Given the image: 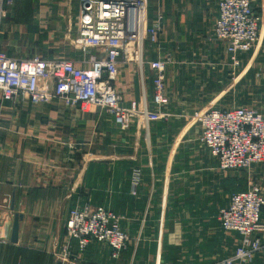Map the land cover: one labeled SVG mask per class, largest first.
I'll list each match as a JSON object with an SVG mask.
<instances>
[{"label": "crops", "instance_id": "obj_1", "mask_svg": "<svg viewBox=\"0 0 264 264\" xmlns=\"http://www.w3.org/2000/svg\"><path fill=\"white\" fill-rule=\"evenodd\" d=\"M82 1L5 0L0 49L19 59L39 54L88 66L98 51L75 44ZM218 2L160 0L159 44L145 39L140 60L120 58L116 87L124 104L155 109L148 61L171 54L166 118H134L123 129L99 107L0 98V264H61L69 211L85 203L114 211L129 245L114 258L108 243L80 251L73 240L67 264H220L232 256L240 235L222 227L219 212L243 190L241 177L219 168L192 114L235 106L264 112V0H253L259 39L240 55L235 78L226 45L213 36ZM155 17L148 11V24ZM253 176L264 193V166ZM248 264H264V248Z\"/></svg>", "mask_w": 264, "mask_h": 264}, {"label": "built area", "instance_id": "obj_2", "mask_svg": "<svg viewBox=\"0 0 264 264\" xmlns=\"http://www.w3.org/2000/svg\"><path fill=\"white\" fill-rule=\"evenodd\" d=\"M53 1V0H48ZM5 0H0V15L5 17ZM150 0H83L78 17L75 44L82 52L94 48L97 54L87 57L83 67L66 59H44L39 54L16 58L0 49V98L5 101L29 99L48 103L54 99L67 106L90 110L99 107L114 116L121 128L130 127L132 120L141 123L166 118L163 106L169 102L166 83L170 53L148 61L153 70L155 109L124 98L116 87L122 55L140 60L144 40L158 45L163 30V16L158 10L153 24H148ZM260 17L253 0H219L218 17L213 28L216 40L226 45L232 62L233 77L241 63L240 55L250 51L259 39ZM128 55V54H127ZM192 119L201 127V141L219 161L223 171L249 168L264 162V112L244 106L196 110ZM1 126V123H0ZM264 193L258 183L231 194L229 205L219 212L225 230L235 231L240 241L231 257L220 264H248L254 254L264 248L261 221ZM67 243L61 264L69 255L71 241L80 251L91 242H105L117 258L128 248L129 235L120 225V217L111 209L85 203L69 211Z\"/></svg>", "mask_w": 264, "mask_h": 264}, {"label": "rangeland", "instance_id": "obj_3", "mask_svg": "<svg viewBox=\"0 0 264 264\" xmlns=\"http://www.w3.org/2000/svg\"><path fill=\"white\" fill-rule=\"evenodd\" d=\"M159 2L160 0H151L150 3V8L148 9V11L150 12V14H153L157 16L158 14V10H159ZM212 108V107H210ZM264 166V162L263 163H258L255 164L249 168H240V169H233V170H227L229 172H233L238 174L241 177V186L239 187V190H246L249 188L250 182H254V183H258L261 187L263 184V181L261 180V178H258L254 175V170L257 168L259 170V168H262Z\"/></svg>", "mask_w": 264, "mask_h": 264}, {"label": "water", "instance_id": "obj_4", "mask_svg": "<svg viewBox=\"0 0 264 264\" xmlns=\"http://www.w3.org/2000/svg\"><path fill=\"white\" fill-rule=\"evenodd\" d=\"M21 215L16 213L14 215V221L12 225V233H11V240L16 242L18 240V231H19V219Z\"/></svg>", "mask_w": 264, "mask_h": 264}]
</instances>
